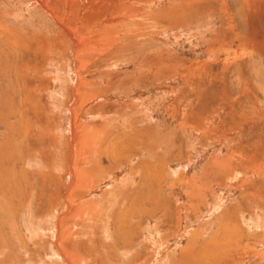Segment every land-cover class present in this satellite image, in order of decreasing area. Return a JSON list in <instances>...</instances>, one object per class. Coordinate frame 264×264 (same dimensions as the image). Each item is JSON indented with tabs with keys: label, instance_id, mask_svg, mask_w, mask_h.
<instances>
[{
	"label": "rangeland",
	"instance_id": "374dc122",
	"mask_svg": "<svg viewBox=\"0 0 264 264\" xmlns=\"http://www.w3.org/2000/svg\"><path fill=\"white\" fill-rule=\"evenodd\" d=\"M0 264H264V0H0Z\"/></svg>",
	"mask_w": 264,
	"mask_h": 264
},
{
	"label": "bare ground",
	"instance_id": "6f19581e",
	"mask_svg": "<svg viewBox=\"0 0 264 264\" xmlns=\"http://www.w3.org/2000/svg\"><path fill=\"white\" fill-rule=\"evenodd\" d=\"M116 6V5H115ZM101 10V9H100ZM106 11V10H105ZM114 12V11H113ZM102 13V12H101ZM98 14H100V13H98ZM91 15H92V13H89V14H87L86 15V19H88V18H90L91 17ZM101 15V14H100ZM86 21V20H85ZM78 44V43H77ZM95 44V43H94ZM75 45V44H74ZM75 134V133H74ZM75 136V135H74ZM72 159H74V155H72ZM70 183V182H69ZM71 184V183H70ZM69 207H70V204H69V202L68 201H66V204H65V208H68L69 209ZM25 209V208H24ZM67 210V209H66ZM61 223L62 222H60L59 224H58V230H56V236H57V234L59 233V226L61 225ZM58 238H59V236H58ZM55 240H56V238H54ZM58 241V240H57ZM55 243V242H54ZM10 247V246H9ZM63 254V253H62ZM59 255V254H58ZM65 255V254H64Z\"/></svg>",
	"mask_w": 264,
	"mask_h": 264
}]
</instances>
